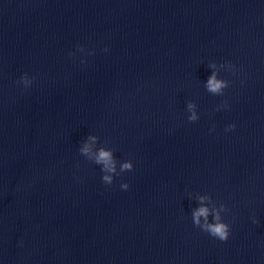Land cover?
Here are the masks:
<instances>
[{
    "label": "clouds",
    "instance_id": "9594fccd",
    "mask_svg": "<svg viewBox=\"0 0 264 264\" xmlns=\"http://www.w3.org/2000/svg\"><path fill=\"white\" fill-rule=\"evenodd\" d=\"M77 50L81 53L85 52V48L81 45L77 46ZM105 52L108 51L107 48L104 49ZM87 55H94V50H89ZM70 57H74L75 53L70 52ZM81 63H87L86 60L82 59ZM210 68L216 69V63H210ZM220 67L226 68L228 71L233 72L235 74L236 67L230 61L226 63L220 64ZM35 77H30L27 73L21 75V77L16 81L17 86H22L26 91L29 89ZM230 81L218 78L217 72L213 71L212 74L208 77L205 83V89L207 92L213 95H223L224 90L230 86ZM226 106V105H225ZM218 110V109H217ZM187 112L189 113L187 119L189 122H196L199 119V115L197 112V105L194 102L187 103ZM236 125L229 124L225 128V132L234 131ZM210 131H214L211 129ZM98 137L96 135H89L87 140L82 143V146L79 148V152L81 155L87 158V160L93 162L96 165L100 166V170L102 172V183L107 186L113 185L114 177L120 176L124 172H130L133 170V163L131 160H126L120 162L114 155V152L111 148L99 147L95 151H93V145H95L98 141ZM119 164V170L117 165ZM128 183H121L120 188L123 190H127L129 188ZM200 206L193 210L192 213V221L193 225L199 228L201 231L207 233L214 239H217L221 242H226L229 239L231 234L230 224L225 222L222 213H226L228 208L225 204L220 203L218 207H209L206 206L205 202H211V198L207 196H200L198 198ZM209 216H211V220H209ZM253 223H258L257 220H253Z\"/></svg>",
    "mask_w": 264,
    "mask_h": 264
}]
</instances>
